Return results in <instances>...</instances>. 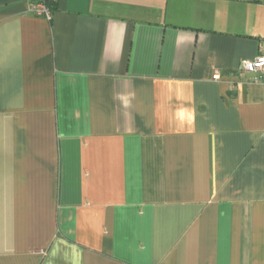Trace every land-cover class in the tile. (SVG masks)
Listing matches in <instances>:
<instances>
[{
	"label": "crops",
	"instance_id": "obj_1",
	"mask_svg": "<svg viewBox=\"0 0 264 264\" xmlns=\"http://www.w3.org/2000/svg\"><path fill=\"white\" fill-rule=\"evenodd\" d=\"M0 0V264H264V0Z\"/></svg>",
	"mask_w": 264,
	"mask_h": 264
},
{
	"label": "built area",
	"instance_id": "obj_2",
	"mask_svg": "<svg viewBox=\"0 0 264 264\" xmlns=\"http://www.w3.org/2000/svg\"><path fill=\"white\" fill-rule=\"evenodd\" d=\"M57 0H39L33 8L37 15L44 16L46 19H52V11L49 3ZM241 70L251 74L252 80L259 81L264 87V44L260 48L259 54L253 59H244L241 62Z\"/></svg>",
	"mask_w": 264,
	"mask_h": 264
},
{
	"label": "trees",
	"instance_id": "obj_3",
	"mask_svg": "<svg viewBox=\"0 0 264 264\" xmlns=\"http://www.w3.org/2000/svg\"><path fill=\"white\" fill-rule=\"evenodd\" d=\"M50 3H52V2L50 1Z\"/></svg>",
	"mask_w": 264,
	"mask_h": 264
}]
</instances>
